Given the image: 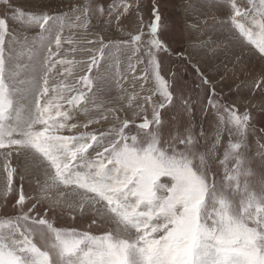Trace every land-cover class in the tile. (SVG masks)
I'll return each mask as SVG.
<instances>
[{"label": "snow or ice", "instance_id": "snow-or-ice-1", "mask_svg": "<svg viewBox=\"0 0 264 264\" xmlns=\"http://www.w3.org/2000/svg\"><path fill=\"white\" fill-rule=\"evenodd\" d=\"M258 125L264 0H0V264H264Z\"/></svg>", "mask_w": 264, "mask_h": 264}, {"label": "rangeland", "instance_id": "rangeland-1", "mask_svg": "<svg viewBox=\"0 0 264 264\" xmlns=\"http://www.w3.org/2000/svg\"><path fill=\"white\" fill-rule=\"evenodd\" d=\"M20 3L24 4L26 7H31L35 0H19ZM70 2V0H62V5L63 6H66L68 5ZM83 31L84 30H79V33L78 35H74L72 38L73 39H77L79 35H82L83 34ZM123 38V37H121ZM68 59H73V57L71 55H69L67 57ZM77 59H79L80 57H76ZM258 127H264V125H258ZM195 131L198 133L200 131V129L197 127L195 129ZM264 142V141H262ZM200 143L203 145L205 143V141L203 139H201ZM223 150H224V145L222 144L220 146V153L222 155L223 153ZM201 151H203V149H201ZM221 174H222V170H221ZM217 179L219 180L220 177L218 176ZM3 188V174L0 173V190H2ZM11 199V197H10ZM89 223V221H81L79 219L77 220H72L69 215L67 213H65L64 215L60 216L57 220H56V226L57 227H77L79 228L80 230H85L87 228V224ZM94 234H97L99 235L100 233L99 232H94Z\"/></svg>", "mask_w": 264, "mask_h": 264}]
</instances>
